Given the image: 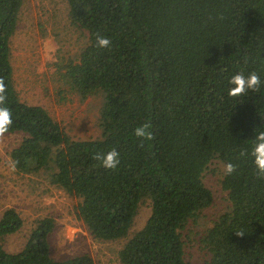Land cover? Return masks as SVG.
<instances>
[{
  "label": "trees",
  "instance_id": "obj_1",
  "mask_svg": "<svg viewBox=\"0 0 264 264\" xmlns=\"http://www.w3.org/2000/svg\"><path fill=\"white\" fill-rule=\"evenodd\" d=\"M70 24L86 33L78 54L58 66L81 98L100 94V136L72 139L40 105L14 86L10 40L24 0H0V78L12 113L8 133H23L10 151L20 173L47 172L49 182L79 199L78 218L99 240L125 238L139 203L145 224L123 243L122 264H194L183 231L211 203L203 172L214 159L236 170L221 179L228 208L198 242L205 264H264V179L250 155L264 131V0H65ZM107 37V48L97 36ZM256 72L260 91L228 95L230 78ZM149 123L152 139L134 135ZM115 149L106 169L96 154ZM241 152L245 155L241 156ZM23 220L14 208L0 217V240ZM51 217L36 219L24 246L0 264H95L88 254H50ZM243 232V236L236 233Z\"/></svg>",
  "mask_w": 264,
  "mask_h": 264
},
{
  "label": "rangeland",
  "instance_id": "obj_2",
  "mask_svg": "<svg viewBox=\"0 0 264 264\" xmlns=\"http://www.w3.org/2000/svg\"><path fill=\"white\" fill-rule=\"evenodd\" d=\"M86 42V33L70 24L65 0H24L16 30L10 40V62L14 86L22 101L40 105L75 140L100 136V94L81 98L59 75L58 66L74 57ZM23 133H7L0 140V217L6 208H14L23 220L21 228L4 236L0 243L7 252H17L25 244L36 219L51 217L54 228L49 236L50 254L64 258L88 254L95 264H122L118 252L135 231L142 228L151 210L150 202L139 203L133 224L125 238H94L78 218L79 199L49 182L47 172L20 173L11 164L10 151ZM225 166L214 159L206 166L202 180L211 193V203L196 222L183 231L185 258L205 264L209 254L198 242L200 233L212 225L228 208L227 193L221 179Z\"/></svg>",
  "mask_w": 264,
  "mask_h": 264
},
{
  "label": "clouds",
  "instance_id": "obj_3",
  "mask_svg": "<svg viewBox=\"0 0 264 264\" xmlns=\"http://www.w3.org/2000/svg\"><path fill=\"white\" fill-rule=\"evenodd\" d=\"M111 44V41L107 37L97 36V46L100 48H107ZM229 83L234 87L230 88L228 95L231 97H238L246 94L248 90L255 92L260 91L261 79L256 72H250L247 76L243 73H237L233 75ZM6 85L3 78H0V140L5 138V135L9 132V128L12 125V113L10 109L5 105L6 97ZM151 125L144 123L134 130V135L142 139H152V134L149 131ZM245 155L241 152V156ZM250 155L253 158V163L257 172V175L264 179V131L259 132L255 136V143L251 149ZM94 159L102 161L103 167L106 169H115L119 164V153L113 149L106 154H96ZM236 170V166L232 163H228L225 166V174L230 175ZM238 236H243V232L236 233Z\"/></svg>",
  "mask_w": 264,
  "mask_h": 264
}]
</instances>
